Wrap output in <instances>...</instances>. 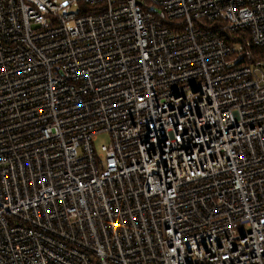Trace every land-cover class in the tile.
I'll use <instances>...</instances> for the list:
<instances>
[{"label": "built area", "instance_id": "1", "mask_svg": "<svg viewBox=\"0 0 264 264\" xmlns=\"http://www.w3.org/2000/svg\"><path fill=\"white\" fill-rule=\"evenodd\" d=\"M260 46L264 0H0V264H264Z\"/></svg>", "mask_w": 264, "mask_h": 264}, {"label": "rangeland", "instance_id": "2", "mask_svg": "<svg viewBox=\"0 0 264 264\" xmlns=\"http://www.w3.org/2000/svg\"><path fill=\"white\" fill-rule=\"evenodd\" d=\"M109 139H110L109 134H107V133H100L97 136L96 140L93 141V149H94V151L96 153H100L101 152V146L103 144L108 143Z\"/></svg>", "mask_w": 264, "mask_h": 264}, {"label": "trees", "instance_id": "3", "mask_svg": "<svg viewBox=\"0 0 264 264\" xmlns=\"http://www.w3.org/2000/svg\"><path fill=\"white\" fill-rule=\"evenodd\" d=\"M252 57L253 60H264V46L253 47L252 48Z\"/></svg>", "mask_w": 264, "mask_h": 264}]
</instances>
